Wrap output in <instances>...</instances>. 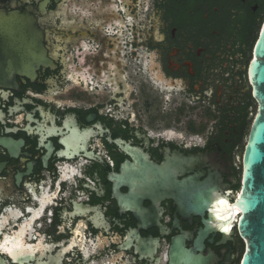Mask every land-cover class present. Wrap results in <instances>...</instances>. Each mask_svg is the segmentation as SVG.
<instances>
[{
	"label": "flooded vegetation",
	"instance_id": "af4514ba",
	"mask_svg": "<svg viewBox=\"0 0 264 264\" xmlns=\"http://www.w3.org/2000/svg\"><path fill=\"white\" fill-rule=\"evenodd\" d=\"M263 23L264 0H0V264H240Z\"/></svg>",
	"mask_w": 264,
	"mask_h": 264
},
{
	"label": "water",
	"instance_id": "95a60500",
	"mask_svg": "<svg viewBox=\"0 0 264 264\" xmlns=\"http://www.w3.org/2000/svg\"><path fill=\"white\" fill-rule=\"evenodd\" d=\"M249 72L258 103L243 151V173L236 208L246 245L240 264H264V23L255 42Z\"/></svg>",
	"mask_w": 264,
	"mask_h": 264
},
{
	"label": "bare ground",
	"instance_id": "6f19581e",
	"mask_svg": "<svg viewBox=\"0 0 264 264\" xmlns=\"http://www.w3.org/2000/svg\"><path fill=\"white\" fill-rule=\"evenodd\" d=\"M233 206H234V207H233V210H234V211H238L237 208H236V204H235V203H234Z\"/></svg>",
	"mask_w": 264,
	"mask_h": 264
},
{
	"label": "rangeland",
	"instance_id": "374dc122",
	"mask_svg": "<svg viewBox=\"0 0 264 264\" xmlns=\"http://www.w3.org/2000/svg\"><path fill=\"white\" fill-rule=\"evenodd\" d=\"M253 114L254 112L250 115L249 122L251 121Z\"/></svg>",
	"mask_w": 264,
	"mask_h": 264
},
{
	"label": "snow or ice",
	"instance_id": "6c2138e0",
	"mask_svg": "<svg viewBox=\"0 0 264 264\" xmlns=\"http://www.w3.org/2000/svg\"><path fill=\"white\" fill-rule=\"evenodd\" d=\"M225 231H227V229H225Z\"/></svg>",
	"mask_w": 264,
	"mask_h": 264
}]
</instances>
